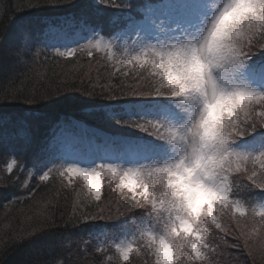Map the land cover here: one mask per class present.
Segmentation results:
<instances>
[{"label": "trees", "instance_id": "trees-1", "mask_svg": "<svg viewBox=\"0 0 264 264\" xmlns=\"http://www.w3.org/2000/svg\"><path fill=\"white\" fill-rule=\"evenodd\" d=\"M165 1L63 0L37 7L34 0H0V96L16 92L21 97H36L31 104L22 98L0 101V264H125L111 245L99 247L94 237L100 228L111 230L122 221L146 219L145 209L131 200L127 189L118 187L119 172H108L103 178L101 200L95 201L83 182L73 185L57 171H49L51 152L58 149L51 143L63 124L78 121L86 128L82 134L86 142L93 138L87 131L92 128L112 137L134 139L155 150L166 142L152 135L155 129L149 127L144 132L117 121L148 122L134 108L127 111L125 105L151 101L165 105L171 98L108 99L109 87L120 90L123 86L126 90L128 85L140 83L143 88L148 81H138L135 71L120 67L106 52L60 55L59 48L50 46L47 33L59 25V18L67 16L72 29L82 23L90 34L109 39L143 19L149 7ZM250 57L252 63L264 64V49ZM163 132L162 128L157 134ZM250 134L239 140H247ZM12 162L15 166L9 171ZM147 162L155 165L151 159ZM45 173L49 174L47 181L42 179ZM118 175L120 179L115 178ZM231 197L246 206L264 204V190L255 189L246 180ZM81 214L86 219H81ZM217 219L227 234L211 223L205 225L202 233L210 247L206 259L195 264H264V225L258 216L240 217L226 209ZM237 219L248 233L247 243ZM139 246L128 264H155L151 248L143 241ZM184 263L189 264V260Z\"/></svg>", "mask_w": 264, "mask_h": 264}, {"label": "clouds", "instance_id": "clouds-1", "mask_svg": "<svg viewBox=\"0 0 264 264\" xmlns=\"http://www.w3.org/2000/svg\"><path fill=\"white\" fill-rule=\"evenodd\" d=\"M207 6L196 25L171 29L133 54L146 57L141 62L145 75L186 115L183 124H164L163 140L172 145L174 157L152 166L159 173L156 198L162 196L163 203L141 205L151 223L142 236L152 254L159 252L161 264H169L166 244L187 248L202 242L197 237L204 236V226L226 209L252 219L264 214V207L230 199L245 180L264 190V150L251 155L233 147L253 131L237 114L264 111V96L242 94L244 88L226 70L236 53L245 64L254 51L264 49V0H207ZM141 178L130 176L129 186Z\"/></svg>", "mask_w": 264, "mask_h": 264}, {"label": "rangeland", "instance_id": "rangeland-1", "mask_svg": "<svg viewBox=\"0 0 264 264\" xmlns=\"http://www.w3.org/2000/svg\"><path fill=\"white\" fill-rule=\"evenodd\" d=\"M207 13V0H166L159 5L149 7L144 11L143 19L134 23L131 28L128 27L117 36L109 39L90 34L86 30L87 26L84 25L85 28L82 23L79 24V27L72 29V21L67 16L59 18V25L49 28L47 35L50 46L59 48L61 53L72 50H75V54L81 51H88L91 54L106 52L117 65L123 67L120 61L124 60L126 55H133L147 41L159 36L167 37L171 29L182 30L194 26ZM137 35L142 37L140 41L137 40ZM133 41H136V43H133ZM96 44H99L100 47H93ZM123 68L136 71L131 66ZM234 79L243 88L255 92H264V64L256 65V63H252L250 57L245 62L244 67L235 73ZM177 103L176 100L171 99L165 105L161 101H151L148 104H126L125 108L130 112L134 108L135 113L141 115L142 119L166 125H180L184 123L186 115L177 107ZM258 121L259 118H257ZM82 127L78 121L68 125L63 124L51 143L52 146L58 149L56 152H51L53 164L50 169L57 171L58 175L60 171H64L68 167H80L88 170L97 169L101 172L103 182V178L109 172L108 165L112 164L117 168L115 173H120L121 169L126 168L142 169L140 182L143 183L149 180L152 166L160 165L174 157L173 147L167 142L155 150H149L148 145L142 142L129 138L112 137L92 128H87V131L93 134V138L86 142L84 135H82L86 128ZM250 133L247 140H243V142L238 140L233 147L245 154L255 155L264 150V128ZM117 145L118 147L114 149ZM139 158L142 160L141 162ZM150 159L154 161L155 165L148 164L147 161ZM101 164L105 165L103 169H100ZM10 166L12 170L15 164L12 162ZM147 166L151 168L146 169ZM63 177L70 180L73 185L77 182L78 184L83 182L82 177L72 176L69 178L67 175ZM115 178L120 179V176L118 175ZM137 198L139 199V197ZM230 199L233 198L230 196ZM259 207H264V204ZM150 227L151 223L147 219L122 221L111 230L100 228L94 239L99 247L111 245L118 256L117 247L127 246L130 243L134 248L132 253H136L135 249L140 248V242L143 241V244L146 245V236H142V231ZM176 249L181 250L183 259L180 258V253L176 252ZM189 251L190 245L187 248H183L182 245L174 247L175 259L179 260L180 264H186L184 260L187 259L189 264H195L198 261L194 254L189 255ZM202 252L206 257L207 248L202 249ZM132 253H130V257Z\"/></svg>", "mask_w": 264, "mask_h": 264}, {"label": "snow or ice", "instance_id": "snow-or-ice-1", "mask_svg": "<svg viewBox=\"0 0 264 264\" xmlns=\"http://www.w3.org/2000/svg\"><path fill=\"white\" fill-rule=\"evenodd\" d=\"M63 0H34V5L39 7L41 5H57L62 3ZM32 6V5H30ZM158 38V37H157ZM142 37L140 35H137V40L140 41ZM259 43V41H257ZM133 43H136V41H133ZM93 47L99 48L100 45L96 44ZM60 55L63 56H75V50L66 52V53H59ZM91 55V53H89ZM241 53H236L233 57V59L230 62V67L226 69L227 71L230 72L233 76L235 73H237L241 68L244 67L243 61L240 59ZM146 59V57L143 56H137V55H126L125 59L120 61V64L123 67H129L136 69V71L133 73V75L136 76V79L138 81H148L145 87H141L140 83H132L127 86L126 90L122 86L120 90H115L111 87H109V90L106 93V97L108 99H115L117 96H156V97H161L160 95V90L159 88L154 84L150 76L145 75L143 72V67L144 65L141 63L142 60ZM117 72H120L121 69L118 67L116 68ZM121 75L127 76V72H121ZM92 94V93H88ZM244 95H248L252 97L253 99L259 98L261 96H264V92H255V91H250L246 88H244L243 93ZM17 98H22L25 103H35L36 102V97L33 95H25V96H20L17 95L16 92L12 93L11 95L5 94L4 96H0V101H7L9 99L15 100ZM41 99L45 97H40ZM255 107H259V105H255ZM243 116L244 122L248 123L249 128H251L253 131L258 127V122L257 118H259V121H264V111H259L255 114V116L252 115L251 112L244 111L242 113H238L236 116V119L239 120L240 116ZM251 121V122H249ZM117 123H126L128 126L132 127H137L141 131L148 132L149 127L155 129L152 133L153 136L158 137L159 139H164L165 136L167 135L165 125L161 124L159 122L153 123L152 121L140 123L138 121H130V122H121L117 121ZM259 127L264 128V123H260ZM163 128L164 132L161 134H157L159 130ZM104 164L100 165V169L104 168ZM9 171H11V166L9 167ZM50 171H52L50 169ZM108 171L110 173H115L117 171V168H115L112 164L108 165ZM142 169L140 168H129L127 170L121 169L120 170V175L121 179L118 181V187L121 189H127L129 193H131V200L134 201L138 206H141L145 203L146 200L152 201L151 206L153 208L156 207L157 203H163V198L162 196L157 199L156 198V190L154 188V182L159 178V173L157 170H150V177L147 182L141 183L139 180L136 181L135 186H129L128 184V179L129 177H135L138 175H141ZM60 176H65L67 175L69 178L72 176H78L82 177L84 185L90 194L91 198L94 199L95 201H100L102 197V191H103V182L101 180V172L97 169H84L80 167H68L64 171L59 172ZM155 177V180H152L151 177ZM42 179L47 181L49 180V174L45 173L42 176ZM253 182H255V177L251 178ZM69 182H71L69 180ZM139 185V189H138ZM113 191H116L115 188L112 189ZM139 197V199H137ZM98 206V205H97ZM101 211H103L101 209ZM235 215V214H232ZM243 215L246 214H241L239 213V216L242 217ZM81 219H86V217L81 214ZM91 219H97L96 216H92ZM158 222V221H157ZM211 223L215 226L216 229H219L221 232H225L227 234V229L222 226L220 222H218L217 218H212ZM259 223L261 225H264V214H261V218ZM237 227L240 229L241 235H244L246 237V243H247V237L248 233H245L242 222L237 219L236 220ZM255 228H253V233L255 232ZM198 240L202 241L200 243L195 244L194 246L190 247L189 255L194 254L195 258L197 261L206 259L204 256L202 249L204 248H209L210 245L205 242V237L204 236H198ZM150 247V245L146 246ZM166 247L170 249V255H169V264H180V261L175 259V253H174V246L171 244H166ZM134 251L133 245L130 243L127 246H118L117 247V252L119 253L118 259H122L125 264H128L130 261V253ZM135 251H139V249H135ZM176 252L180 253V258L183 259V255L181 250L176 249ZM153 255L156 257V264H161L160 257H159V252L153 253ZM111 259V257H109Z\"/></svg>", "mask_w": 264, "mask_h": 264}]
</instances>
